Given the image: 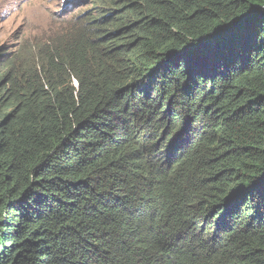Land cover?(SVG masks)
<instances>
[{
  "label": "trees",
  "instance_id": "obj_1",
  "mask_svg": "<svg viewBox=\"0 0 264 264\" xmlns=\"http://www.w3.org/2000/svg\"><path fill=\"white\" fill-rule=\"evenodd\" d=\"M107 1L0 50V264H264V0Z\"/></svg>",
  "mask_w": 264,
  "mask_h": 264
},
{
  "label": "clouds",
  "instance_id": "obj_2",
  "mask_svg": "<svg viewBox=\"0 0 264 264\" xmlns=\"http://www.w3.org/2000/svg\"><path fill=\"white\" fill-rule=\"evenodd\" d=\"M57 5H60L62 8H76L80 9L79 6L86 5L88 9H94V12L96 14H89L84 15L82 11L78 15L69 18L65 22H61L58 24H55L51 26L48 30L43 32L42 34L36 36V35H30L28 34L25 37L20 36L18 42L16 43V46L19 42H22L23 38L32 37V40H40V38L49 39L50 37L54 36L56 33H62L66 34L67 29L69 26H75L78 31V40L77 42L70 48L74 49L79 46H81L87 39L89 28L91 26L90 20L88 17H99L100 15L106 16L110 12L111 6L107 0H52ZM4 7V4L2 5ZM102 10V13L99 11ZM8 10L3 8V15L7 13ZM99 28V27H97ZM93 29V28H92ZM15 46V47H16ZM14 48L5 47L2 46L0 50L5 49L7 51L14 50ZM60 50H67L60 46H57L54 50L60 51ZM155 233L153 237L134 248L131 249V251L128 254L127 260L128 263L131 264L136 259L145 260L148 262H151L153 264H174V253H175V246L180 243L184 238L182 234L178 230H171L166 227H164L160 222H155Z\"/></svg>",
  "mask_w": 264,
  "mask_h": 264
},
{
  "label": "rangeland",
  "instance_id": "obj_3",
  "mask_svg": "<svg viewBox=\"0 0 264 264\" xmlns=\"http://www.w3.org/2000/svg\"><path fill=\"white\" fill-rule=\"evenodd\" d=\"M79 7L62 8L52 0H0V48H14L20 36H38L51 26L65 22L84 10V15L91 12L96 14L94 9L86 10V5ZM3 8L8 10L4 15Z\"/></svg>",
  "mask_w": 264,
  "mask_h": 264
}]
</instances>
